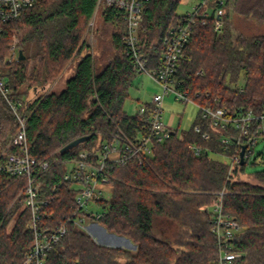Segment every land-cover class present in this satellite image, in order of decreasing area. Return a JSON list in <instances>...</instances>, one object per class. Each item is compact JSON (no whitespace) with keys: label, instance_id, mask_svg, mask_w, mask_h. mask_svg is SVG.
Masks as SVG:
<instances>
[{"label":"trees","instance_id":"trees-1","mask_svg":"<svg viewBox=\"0 0 264 264\" xmlns=\"http://www.w3.org/2000/svg\"><path fill=\"white\" fill-rule=\"evenodd\" d=\"M97 1L36 0L19 19L1 24L0 73L13 97L23 103L30 154L57 160L41 176L49 201L41 209L47 226L75 214L72 185L52 191L65 172L64 161L96 148L119 130L135 138L143 124V116L124 110L136 75L112 8L100 18L112 30L114 54L97 67L85 38ZM182 1L149 0L145 5L139 42L151 70L160 67L164 40L185 16L177 13ZM220 7L222 27L216 29L215 15L198 19L173 75V86L199 107L191 128H177L170 139L155 142L143 165L133 159L125 166L108 167L111 196L96 203L104 213L97 223L131 240L135 252L101 246L71 223L46 264H217L216 238L205 209L222 190L224 212L242 226L232 243L244 256L234 264H264V170L245 175L248 160L229 174L233 147L225 150L223 133L212 131V139L205 141L194 131L203 106L264 114V35L246 31L264 25V0H227ZM239 21L245 22V30L238 28ZM15 36L25 60L10 58ZM67 71L64 88L49 91ZM17 128L15 115L0 96V149ZM84 136L89 140L62 152ZM191 144L202 149L200 156ZM25 184V179L0 175V264H21L33 241L31 211L22 209Z\"/></svg>","mask_w":264,"mask_h":264},{"label":"built area","instance_id":"built-area-1","mask_svg":"<svg viewBox=\"0 0 264 264\" xmlns=\"http://www.w3.org/2000/svg\"><path fill=\"white\" fill-rule=\"evenodd\" d=\"M148 1L98 0L88 25V32L93 31L98 14L112 8L122 25L126 54L130 58L134 74L146 75L156 82L161 92L154 94L148 106L143 104L136 112L143 116V124L135 138L119 130L96 148L81 150L77 158L64 161L65 172L62 179L55 183L52 191L58 192L64 185H72L76 192L75 214L54 226H47L42 218L41 209L47 206L49 201L43 194L41 176L48 172L57 160H40L30 154L27 137L28 117L21 113L23 103L13 97L7 80L0 73V96L18 121L17 131L8 144L0 149V175L26 180L22 209L31 211L29 226L33 233V241L21 264H46L48 254L56 249L67 234L71 223L83 231H90L91 228L84 225L85 220L91 219L97 223L104 216L101 210L91 209V205L97 207L98 201L107 200L111 196L109 165L125 166L133 159H137L140 165L145 164L153 154L154 143L170 139L176 131L163 120L162 103L165 98L172 94L177 101L184 104L193 102L188 94L173 86V75L193 35L197 20L205 21L215 15L216 29H220L222 27L220 16L223 14L220 6L227 0H198L193 9L185 14L178 27L170 31L165 38L161 65L156 70L148 68V61L139 42V27ZM35 4L36 0H0V35L1 24L19 19L24 10ZM11 49V60L19 61V49L16 44ZM200 110L201 123L194 126V131L201 134L205 141L212 139V131L223 133L221 143L225 145V150L233 147L228 156L229 174H233L237 166H241L242 146L247 145L244 155L247 162L253 153L252 146L264 136V114L257 116L252 111L242 110L232 113L226 108L211 106L200 107ZM189 147L197 156L202 154L201 148L192 144ZM225 195V190L216 192L212 204L205 210L210 214L211 230L216 238L217 264H234L244 256L242 252L233 250L232 243L242 230V226L236 218L224 212ZM45 218L50 219L47 216Z\"/></svg>","mask_w":264,"mask_h":264},{"label":"rangeland","instance_id":"rangeland-1","mask_svg":"<svg viewBox=\"0 0 264 264\" xmlns=\"http://www.w3.org/2000/svg\"><path fill=\"white\" fill-rule=\"evenodd\" d=\"M197 2L198 0H183L177 10V13L180 15L187 14L193 9ZM95 19L96 20L93 31L88 32L87 28L85 32V38H87L92 47V53L96 59V66L98 67V64L100 62L102 63L103 61L105 62L109 56H112L114 54V51L111 44L112 30L109 28V26H106V24L102 23L100 13ZM238 28H242L243 30H245V22L239 21ZM246 29V31L251 35H264V25H254ZM15 39L17 40V42H15ZM14 44H16V47H18V36H15L13 38L12 46ZM11 48L10 50L12 53ZM69 74V71L65 72V74H63V76H61L60 79L51 86L49 91L59 92L60 90H62L64 88L66 78L67 76H69ZM160 92L161 89L156 84V82L151 80L146 75H137L134 80V85L130 89V98L127 99L124 104V110L128 114L134 115L139 110V107L141 105L150 103L154 94ZM30 98L31 100L34 98V94H32V92L30 94ZM162 109L164 122L171 125V127H173L174 129L179 128V131L182 132L191 128L197 116L199 107L194 102L184 104L180 101H177L175 99V96L171 94L165 98L164 102L162 103ZM252 151V156L249 159L245 169V175L247 176L264 170V136L261 137L252 146ZM215 157L219 158V156ZM220 159L224 160L225 158L220 157ZM90 208L100 211V209L98 207H95L94 204H92ZM17 217L18 214H15L12 218V221L10 222L9 229L13 226ZM84 225L91 228L90 231L85 232L89 234L96 242L98 241L100 244L111 247H114L117 245V243H119L120 248L135 252L136 245L131 240L110 233L103 226H100L98 223L92 221L91 219H86ZM103 233H106L107 235L104 236L102 235Z\"/></svg>","mask_w":264,"mask_h":264},{"label":"water","instance_id":"water-1","mask_svg":"<svg viewBox=\"0 0 264 264\" xmlns=\"http://www.w3.org/2000/svg\"><path fill=\"white\" fill-rule=\"evenodd\" d=\"M25 58H26V56L24 55V53H23V51L22 50H20L19 51V59L20 60H25ZM89 136H84V137H80V138H77V139H75V140H73L72 142H70L69 144H67L63 149H62V152H64V151H66V150H69V149H72V148H74V147H77L78 145H80V144H82V143H84V142H86V141H88L89 140ZM246 149H247V145H243L242 146V150H241V152H240V155H241V161H240V164L241 165H245L246 164V160H245V151H246ZM116 238V237H115ZM117 239V238H116ZM97 243L99 244V245H101V246H107V245H103V244H100L98 241H97ZM119 246V243H117V245L116 246H114V247H118ZM111 247V246H110ZM120 247V246H119Z\"/></svg>","mask_w":264,"mask_h":264},{"label":"crops","instance_id":"crops-1","mask_svg":"<svg viewBox=\"0 0 264 264\" xmlns=\"http://www.w3.org/2000/svg\"><path fill=\"white\" fill-rule=\"evenodd\" d=\"M102 235L106 236L107 234L106 233H103Z\"/></svg>","mask_w":264,"mask_h":264}]
</instances>
